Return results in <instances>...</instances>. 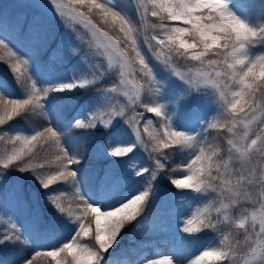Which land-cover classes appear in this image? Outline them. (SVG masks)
Listing matches in <instances>:
<instances>
[{
	"label": "snow or ice",
	"instance_id": "obj_1",
	"mask_svg": "<svg viewBox=\"0 0 264 264\" xmlns=\"http://www.w3.org/2000/svg\"><path fill=\"white\" fill-rule=\"evenodd\" d=\"M46 6L71 22L69 37L51 50L54 37L37 11ZM18 7L22 11L12 18L0 10V49L5 51L0 61L23 91L22 98L0 93V264H114L110 250L126 225L135 221L141 227L140 218L158 198L167 202L191 194L212 200L180 221L184 235L170 255L145 256L142 264H264V0L255 16L253 5L242 0H137L134 15L115 0H26ZM73 33L75 41L87 45L86 52L73 46ZM20 37L25 46H14ZM45 53L49 66L78 58L86 70L69 80L63 74L48 77L43 82L48 86L38 87L33 69ZM109 70L116 71L117 80L100 87ZM165 80L180 87L165 88ZM93 86L100 94L97 107L89 111L84 105L68 120L63 118L66 104L48 99ZM209 109L215 113L211 117ZM129 111L134 113L130 118ZM18 120L39 126L27 133L3 130ZM121 120L130 140L113 134L102 145L91 142L93 130H107ZM211 130L223 135L220 143L216 137L209 141ZM141 145L149 162L130 170L140 178L138 190L129 189L104 207L85 198L81 169L86 161H108L88 172L104 193L121 185L116 170L120 164L127 168ZM49 152L54 158L42 156ZM174 155L180 163L170 169ZM11 171L32 175L46 190L53 215L45 220L39 209L30 208L21 187L9 185L6 173ZM165 178L179 191L158 196ZM61 184L74 190V207H66L65 197L57 194ZM230 209H240L239 214L230 216ZM221 220L227 232L218 228ZM158 226L163 228V222ZM208 230L219 232L214 246L203 244L199 255L182 254ZM234 234L243 242H234Z\"/></svg>",
	"mask_w": 264,
	"mask_h": 264
},
{
	"label": "rangeland",
	"instance_id": "obj_2",
	"mask_svg": "<svg viewBox=\"0 0 264 264\" xmlns=\"http://www.w3.org/2000/svg\"><path fill=\"white\" fill-rule=\"evenodd\" d=\"M22 2H26V0H0V10L4 12V14L8 18H12L22 11L21 8L18 7ZM137 0H133V3H130L129 0H115V3L119 4L122 7L127 8V11L130 15H134L133 13V4H135ZM46 4V0H45ZM23 11L31 14L35 10L33 9H23ZM39 14L43 17L46 26L51 32L54 39L51 41L50 49L55 48L56 45L60 42L61 38L69 37V32H71V22L65 21L61 19L58 15L51 10L50 6H46L43 9L37 10ZM69 24V27L66 28L65 24ZM84 30L82 26L80 27L81 35H84ZM73 46L78 49L82 47V53L87 51V45L81 46L80 42L75 41V34L73 33ZM26 44V40L22 37L17 38L14 43L16 47H24ZM0 55H5V51L0 49ZM88 60H91L92 63H95L96 60L92 57H88ZM47 53H45L42 57H40V61L36 67L33 69V74L37 78L38 87H47L48 85L45 82L46 78L63 74V79L69 80L75 75L82 74L87 65L79 62L78 58H72L70 60H58L54 65H47ZM107 61H104V68L107 69ZM89 78H91L89 74ZM117 80V74L115 70H109L106 72L105 76L102 78L104 81L103 87H110L112 83ZM102 81L98 82L101 83ZM0 83L6 85V88H0L4 91V95L19 98V96L23 97V91L16 86L14 79L12 78V73L8 68L7 64L3 61H0ZM165 88L170 87H180L178 81L169 82L165 80L164 82ZM75 89L73 91H76ZM49 101L55 102H64L66 104V109L64 111V120H68L69 118L76 115V113L81 109L82 106L87 105L88 110H94L97 107L98 101L100 99V94L98 92H94L93 94L82 98L80 94L71 93H58L50 96ZM121 104L126 103V99L123 96L118 97ZM186 112L191 111V104L185 108ZM209 117L214 115L211 109L206 110ZM133 112H128V117L133 116ZM148 116H152V114H147ZM201 116L206 118L205 113L202 112ZM154 123H156V118L152 116ZM115 127H109L108 132L93 130V134L91 136V142L95 145H102L104 141L108 140L110 136L113 134L119 135L120 138L125 140L131 139L130 129L124 125V121L121 120L119 123L113 121ZM179 124V122H177ZM39 122L30 124L29 126H25L23 123H14L10 122V125L7 126L4 131H8L10 133L15 132H24L27 133L33 127H38ZM196 126L199 124L197 122ZM99 128V127H98ZM141 132L143 133V122L141 123ZM76 135H82V133L77 132ZM134 139V136L132 137ZM144 140H148V136L144 134ZM4 145L0 143V150H2ZM150 150V149H149ZM53 152L55 149L52 150ZM42 156H47L49 158H54L52 153H42ZM176 155L173 156V158ZM172 158V159H173ZM124 160L125 158H113ZM148 154L145 150L144 146L141 145L139 149H137V154L133 158L130 165L125 166V164H120L117 173L122 177L121 185L116 189H109L104 193L114 194L118 192L117 200L120 199L122 195L129 189L138 190L141 187V181L139 177H134L131 175L130 170H134L137 168H141L148 164ZM108 161L102 159H93L91 161H86L84 163V167L81 169V173L85 170H88L95 166L97 171L101 168L107 166ZM126 163V162H125ZM170 169L173 164H169ZM147 175V174H145ZM8 178L9 185L18 184L21 187V196L24 200L29 202L30 208L39 209L42 218L45 220L54 214V210H52L51 205L48 204L46 199L44 198L45 191L40 187V185L36 182V180L32 177L30 173H18V172H8L6 173ZM176 178H180L178 175ZM57 188L56 185L53 186ZM64 188L66 186L62 185L58 188ZM57 188V194H60L59 189ZM7 191V189H6ZM176 190L174 186L170 184V178L161 179L158 184V196L164 193H175ZM138 194V193H137ZM206 199L200 197L199 194H191L186 196L182 200L172 199L170 201L165 202L163 199H156L153 204L148 207L147 214L140 218L141 227H137L136 223L131 228L132 230L127 235L125 242H121L122 239L118 240L120 245L115 246L113 249L115 253L119 254L124 258H135L138 259L139 262H134L133 264H142L143 258L145 256L152 259H162V254H171V249L174 246L175 242L178 241V238L183 234L180 233V227L183 225L180 224V221L184 219L191 218L194 213H196L197 209L204 208L206 205ZM66 206V205H65ZM67 207V206H66ZM240 209H230L229 215L235 216L239 214ZM163 222L164 227L160 228L158 225L160 222ZM220 224H224L223 220H221ZM219 235H211L204 238L193 250L183 249V255L188 256L190 253H195V255H199L200 251L205 250L204 245H212L214 246L215 240ZM240 242H243V237H241ZM235 242V240H233ZM110 250V251H113ZM122 250H131V251H122ZM195 255L190 256V259H194ZM207 261H211L212 258H205Z\"/></svg>",
	"mask_w": 264,
	"mask_h": 264
},
{
	"label": "trees",
	"instance_id": "obj_3",
	"mask_svg": "<svg viewBox=\"0 0 264 264\" xmlns=\"http://www.w3.org/2000/svg\"><path fill=\"white\" fill-rule=\"evenodd\" d=\"M242 2L253 5L252 9L250 10L251 13L253 14V16H255L258 13L260 0H242ZM99 85L101 86V84H99ZM95 90L96 89L93 86V87H90V89L88 91H85V90L81 89V90L78 91V93H80L82 96H86V95L90 94L91 92H93ZM0 93L4 94L1 90H0ZM19 121L24 122L25 124H31V123L36 122V121H33V122L29 123L28 121H24V120H19ZM213 137L217 138L216 141H215L216 143H220L221 140L223 139V135L220 132L216 131V130H211L209 132V137H208L209 141H212ZM225 158H227L226 155H225ZM173 161L175 162V164H173L172 167H176V165H177V163L179 161V155H176L174 157ZM83 177H84V182L81 185L82 193L86 194L85 198H88L90 196L91 197V201L90 202L95 203L96 202V197L95 196H98V193H97V190H96V184H95L93 178L91 176H89L87 173H85ZM73 192H74V190L71 187H69V186H67L66 188H63V189L60 190V194H62L65 197V200H64L65 205H67V206H75L72 203ZM211 200H212L211 196L207 197L208 203ZM101 201H103V203H101ZM111 201L107 200V198L104 197V196L101 197V200H100L101 207H104L105 204H111ZM213 215H215V214L213 213ZM133 223L134 222H132L131 224L125 226V230L121 233V238L120 239H122L126 235V233L129 230V227ZM93 228H94V225H93ZM218 228L221 231H223V232H227L228 231V229L225 226H223V225H218ZM214 233H219V232H212L211 230H208V234L207 235H202L201 239L206 237V236H208V235H210V234H214ZM241 237H243V236L242 235H236V234L233 235V239L234 240H236L238 238H241ZM196 243L188 244V245H190L193 248L196 245ZM110 255L112 256L111 259H113L114 264H124V261H125L124 259H122V258L119 259L118 256L115 255L114 253H110ZM106 259H109V256H106ZM133 262H134V260H131L129 262V264H132ZM39 264H46V262L41 260L39 262Z\"/></svg>",
	"mask_w": 264,
	"mask_h": 264
}]
</instances>
